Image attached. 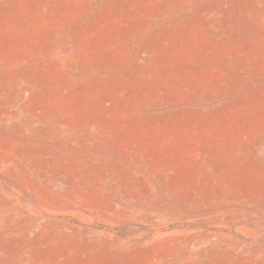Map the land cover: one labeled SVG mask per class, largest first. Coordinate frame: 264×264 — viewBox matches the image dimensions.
I'll use <instances>...</instances> for the list:
<instances>
[{"label": "rangeland", "instance_id": "rangeland-1", "mask_svg": "<svg viewBox=\"0 0 264 264\" xmlns=\"http://www.w3.org/2000/svg\"><path fill=\"white\" fill-rule=\"evenodd\" d=\"M0 264H264V0H0Z\"/></svg>", "mask_w": 264, "mask_h": 264}]
</instances>
